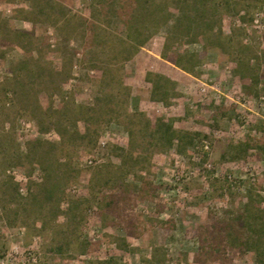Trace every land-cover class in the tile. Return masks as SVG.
Returning <instances> with one entry per match:
<instances>
[{
  "label": "rangeland",
  "instance_id": "rangeland-1",
  "mask_svg": "<svg viewBox=\"0 0 264 264\" xmlns=\"http://www.w3.org/2000/svg\"><path fill=\"white\" fill-rule=\"evenodd\" d=\"M53 1L65 9L67 25L54 26L28 15L31 10L26 0H0V25H7V29H0V186L11 181L19 187L17 202L10 208L17 209L16 218H12L13 213L6 217L0 193V264H257L252 252L231 249L221 244L223 238L220 243L208 242L204 235L214 226L223 227L232 215L242 211L249 194L252 205L264 210L262 152L251 150L236 160L221 158L229 144L246 139L264 144V78L257 87L258 96L245 93L234 62L220 55L212 44L218 36L225 39L232 29L243 27V43L252 47L263 64V3L249 8L238 5L229 13L221 7L222 18L214 19L215 28L195 30L203 34L193 42V32L171 33L173 18L158 28L151 26L148 42L122 65L112 61L109 43L110 39L124 37L120 22L115 20L108 27L93 22L89 0ZM151 2L162 13L166 7L178 15L176 0ZM22 9L25 12H20ZM246 12L252 21L243 24L241 17ZM256 12L262 15L258 26L253 22ZM11 31L26 32L35 38L37 50H22ZM167 37L174 56H196L198 65L193 75L161 58ZM108 59L113 69L122 66L119 75L129 89L128 99L123 97L97 109L95 122H99L92 127L98 130L99 138L94 148H84L77 142L66 148L64 157L56 153L50 183L55 195L62 196L57 216L54 201L44 209L36 202L27 204L29 192H36L35 184L45 179L38 159L26 157L27 144L33 140L60 141L53 130L45 135L38 133L32 116L35 99L46 114V124L52 115L47 112L49 105L52 112L61 104L72 111L94 107L96 99L108 91L101 84V68ZM22 60L33 69V77H21L26 84L25 96L14 95L13 87L15 74H20L16 63ZM148 71L176 83L177 96L168 105L150 99L151 86L143 80ZM68 73V81L62 82ZM59 84V94H53L52 89ZM114 87L113 92L118 93V87ZM132 113H142L148 119L160 115L172 120L177 130L201 136L181 152L176 147L160 151L141 142L142 158L124 177L130 190L128 198L118 210L108 211L105 202L117 191L116 184L109 180L110 173L116 175L120 165L111 151L115 146L129 149L127 129L132 122L127 115ZM77 125L83 132V122ZM131 151L135 156L140 150ZM66 158L71 170L61 166ZM89 159L95 163L88 165ZM72 201H80L74 218L63 214L66 204ZM121 239L125 240L124 246L119 243ZM86 241L88 246L81 254ZM210 246H217L219 253L207 257L202 247L209 251Z\"/></svg>",
  "mask_w": 264,
  "mask_h": 264
},
{
  "label": "trees",
  "instance_id": "trees-1",
  "mask_svg": "<svg viewBox=\"0 0 264 264\" xmlns=\"http://www.w3.org/2000/svg\"><path fill=\"white\" fill-rule=\"evenodd\" d=\"M264 0H176L175 6L178 15L175 16L165 7L163 13L158 11L159 7L155 6L151 0H89L90 2V16L91 20L101 26H110L113 21L120 22L123 27L124 37H115L109 40L111 42V50L113 53V60L118 64H124L129 62L137 53L144 47L152 35L153 26L158 28V25H166L170 20L175 19L174 25L171 29V33L176 34L177 31L189 35L193 32L192 42L196 40L198 36L203 33H194L197 29L205 28L204 30H213L216 26L214 19L221 20L220 9L223 7L225 13H229L235 10L238 5L245 6L247 8L262 4ZM29 4L30 10L28 15L32 17H40L46 22H51L54 26L62 23L61 26L67 25L69 20L65 9L59 3L53 0H26ZM20 12H25L23 9ZM158 12L160 17L157 16ZM210 13V14H209ZM25 20H32L29 17H24ZM242 23L251 22L252 18L249 17V13L241 17ZM158 23V24H157ZM7 29V25L1 22L0 29ZM151 27V28H150ZM94 26H92V29ZM94 31V30H93ZM245 29L243 27H237L232 29L230 36L223 39L221 35L212 43L213 47L219 52L220 55L228 57L236 65V72L239 77L244 81L243 90L245 93L251 96H258V89L261 80L264 78V62L261 63L259 57L253 53L252 47L246 45L242 41V35ZM14 35L17 46L22 50L33 52L37 50L35 46L36 39L30 36L26 32L11 31ZM169 34V36L171 35ZM171 38V36H170ZM170 38L167 37L163 46L161 58L166 62L172 64L176 68H179L187 74H194V68L198 65V59L195 55H181L175 53V56L171 53L172 45H170ZM22 39H28L23 41ZM23 42H26L23 45ZM26 47V48H25ZM35 48V49H32ZM174 56V57H173ZM254 61V63H252ZM28 61L22 60L16 63V70L20 72L19 75L13 78V87L16 89L14 95L20 94L25 96L27 94L26 84L21 77L31 78L33 77V69H29L27 66ZM37 63V61H35ZM113 63L111 59L103 62L101 68V84L104 87L101 97L96 99L94 107H79L77 111H72L67 105L61 104L52 112V106L49 105L48 113L52 114L50 122L46 124V114L41 111L37 98L35 99V113L32 115L33 120L36 122L37 131L41 135H45L53 130L60 138L58 143H50L48 141L33 140L27 144L26 157H34L38 159V163L41 166V170L45 175L43 183H36V192H29L27 199L29 204L36 202L38 207L44 209L54 201L55 215L59 211L62 196L55 195L53 191L52 183L53 171L51 166L53 163H57L56 153L60 152L61 156H65V151L68 146H75L78 142L84 148H94L98 142L99 134L96 128H93V124L98 117H96L97 109H104L111 102L117 101L126 97L128 99L130 92L123 85V80L119 75V71L122 68H112ZM34 68L37 70L38 66ZM263 70V71H262ZM69 79V73L63 78L62 82H67ZM143 80L150 84L151 89L149 91L150 99L160 102L164 105H168L170 100L177 96L176 83L171 79L152 71H148ZM114 85L118 87V93H114ZM54 88V87H53ZM42 91L46 89H41ZM52 93L58 95L60 92V84L55 89H52ZM41 91V92H42ZM120 92L122 96H120ZM120 94V95H119ZM124 100V99H123ZM126 102V100H125ZM38 109V113L36 112ZM112 110V109H108ZM71 114V115H69ZM127 119L132 122V127L127 129L130 137L129 149L122 147H112L111 153L117 156L120 160V165L117 167L116 175L110 173L109 180L114 182L117 188L116 192L109 195V199L105 202L106 210L119 209V204L125 202L130 192L127 185L124 184V177L128 174L130 169L138 166L139 159L142 158V143L146 141L149 145L157 148L160 151H166L173 147H176L178 151H183L185 148L193 146L196 139L201 135L196 132L180 131L177 130L172 120H166L160 115H154L152 119H148L142 113H132L127 115ZM136 121V123L133 122ZM82 121L84 130L81 132L78 129V122ZM137 141H139L137 143ZM131 150H140L135 156L132 155ZM251 150H258L264 155V144L252 141L244 140L236 145L229 144L226 150L221 154V158L229 157L230 160H236L244 158L249 154ZM63 167L69 168L70 161L68 158L64 159ZM70 169V168H69ZM71 170V169H70ZM31 185L28 184L27 188ZM18 185L12 183H4L0 186L1 198L5 203L4 211L6 217L13 213L12 218H16L17 209H10L17 202L18 197ZM55 196L57 198L55 199ZM80 201H72L66 204L64 213L69 217L75 215V210ZM253 199L251 194L248 196V202L242 211H237L235 215H232L230 220L223 225V227H212V230H208L204 235L206 241L218 240L219 243L222 238L226 245L231 249H236L239 252L250 251L254 255V259L257 264H264V210L258 205H252ZM27 206V205H26ZM254 206V207H253ZM57 216V215H56ZM74 218V217H73ZM12 224V223H10ZM211 237V239L209 238ZM216 241H214L216 243ZM119 242V241H118ZM122 246L125 245V240L121 239ZM118 243L119 247L121 245ZM81 254L85 253V248L88 246V242H84ZM215 245V244H214ZM225 246V245H224ZM204 249V250H203ZM202 250L207 257L219 253L217 246H210L209 251L206 247H202ZM3 258V255H0ZM94 264H110L109 261H99Z\"/></svg>",
  "mask_w": 264,
  "mask_h": 264
},
{
  "label": "built area",
  "instance_id": "built-area-1",
  "mask_svg": "<svg viewBox=\"0 0 264 264\" xmlns=\"http://www.w3.org/2000/svg\"><path fill=\"white\" fill-rule=\"evenodd\" d=\"M263 8H264V1H263ZM261 13H259V12H256L255 14H254V19H253V22H254V24H255V26H258L259 25V22H260V19H261ZM260 85H261V83H260ZM259 85V86H260ZM263 85V87H264V84H262ZM99 144H101L102 146H104L105 145V142H103L102 140H100L99 141ZM206 148H207V146H206ZM95 162L92 160V159H89L88 161H87V164L88 165H92V164H94Z\"/></svg>",
  "mask_w": 264,
  "mask_h": 264
}]
</instances>
